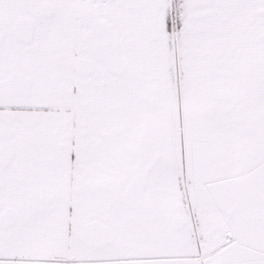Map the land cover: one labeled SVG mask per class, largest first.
<instances>
[{
	"label": "snow or ice",
	"instance_id": "1",
	"mask_svg": "<svg viewBox=\"0 0 264 264\" xmlns=\"http://www.w3.org/2000/svg\"><path fill=\"white\" fill-rule=\"evenodd\" d=\"M0 264H264V0H0Z\"/></svg>",
	"mask_w": 264,
	"mask_h": 264
}]
</instances>
